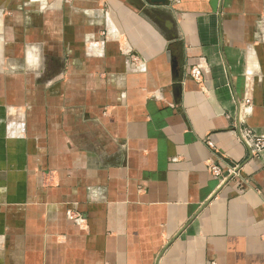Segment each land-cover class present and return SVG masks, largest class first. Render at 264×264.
Returning <instances> with one entry per match:
<instances>
[{
	"label": "crops",
	"instance_id": "crops-1",
	"mask_svg": "<svg viewBox=\"0 0 264 264\" xmlns=\"http://www.w3.org/2000/svg\"><path fill=\"white\" fill-rule=\"evenodd\" d=\"M245 129L264 0H0V264H264Z\"/></svg>",
	"mask_w": 264,
	"mask_h": 264
},
{
	"label": "built area",
	"instance_id": "built-area-1",
	"mask_svg": "<svg viewBox=\"0 0 264 264\" xmlns=\"http://www.w3.org/2000/svg\"><path fill=\"white\" fill-rule=\"evenodd\" d=\"M189 76L193 78L198 84H201V71L198 66L191 68ZM240 140L247 146L252 156H257L264 150V134L255 133L250 129H245L240 132ZM210 174L219 180L220 183L225 182L228 177L237 174V167H227L226 171L219 163H212L209 165ZM71 218V217H70Z\"/></svg>",
	"mask_w": 264,
	"mask_h": 264
},
{
	"label": "water",
	"instance_id": "water-1",
	"mask_svg": "<svg viewBox=\"0 0 264 264\" xmlns=\"http://www.w3.org/2000/svg\"><path fill=\"white\" fill-rule=\"evenodd\" d=\"M148 1L153 4H159V3H165L166 0H148Z\"/></svg>",
	"mask_w": 264,
	"mask_h": 264
}]
</instances>
